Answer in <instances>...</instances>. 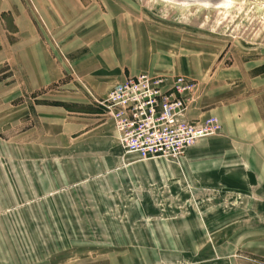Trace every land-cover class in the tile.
I'll return each mask as SVG.
<instances>
[{"label":"rangeland","instance_id":"374dc122","mask_svg":"<svg viewBox=\"0 0 264 264\" xmlns=\"http://www.w3.org/2000/svg\"><path fill=\"white\" fill-rule=\"evenodd\" d=\"M27 1L41 22L31 0ZM84 1L90 4L88 14L51 33L69 68L104 53L117 31L126 58L150 54L153 71L138 77L170 82L184 77L196 84L187 110L190 122L213 118L220 127L218 136L224 119L243 115L245 109L225 116L201 115V110L248 95L264 109V0ZM8 3L0 0V13ZM24 30L26 41L17 59L21 73L17 64L0 55V264H264V221L245 224L219 253L173 250V244L182 247L184 239L168 234V217L180 219L189 213H170L164 209V199L159 203L155 196L136 195L138 189L143 193L153 186L134 180L121 184L114 178L105 182L94 176L92 166L111 161L114 167L120 162L101 154V142L76 141L81 133L68 130L63 121L48 123L52 129L46 139L39 138L35 129L24 132L37 122L35 116L23 121L24 104L29 101L23 95V68L31 84L46 79V59L31 43L30 31ZM73 32V40L79 42L62 49ZM4 34L15 38L7 14L0 18V35ZM85 49L88 53L82 55ZM70 52L76 53L69 57ZM29 57L40 74L30 68ZM55 126L63 129L62 134ZM157 160L122 157L121 162ZM156 206L159 211L153 209ZM227 207L218 220L224 229L231 231L234 224L248 221L250 212L237 222L233 206ZM211 213L197 212L205 227L201 231L207 235L189 239L200 246L215 241L207 224Z\"/></svg>","mask_w":264,"mask_h":264},{"label":"crops","instance_id":"0c3cea01","mask_svg":"<svg viewBox=\"0 0 264 264\" xmlns=\"http://www.w3.org/2000/svg\"><path fill=\"white\" fill-rule=\"evenodd\" d=\"M7 1L9 3L0 13V18L4 14L11 17L15 38L11 39L6 34L0 35V55L8 63L17 64L19 70L21 67L17 59H20L21 49L26 41L24 29H28L31 33V43L39 46L41 55L46 59V79L31 84L25 68L22 71L23 95L29 97V101L24 104L23 121H30L31 117L35 116L37 122L35 128L26 127L24 132L31 133L35 129L40 133L39 138L46 139L52 129L48 123L63 121L68 130L81 133L76 141L87 138L101 142V154L109 160L115 156V160L120 162L114 167L111 161L108 165L101 163L92 166L91 170L96 174L94 176L103 177L105 182L114 178L121 184L134 180L137 184L153 186L148 192L145 190L140 193L138 189L136 195L155 196L159 203L164 199V209L170 213L181 210L189 213L180 219L168 217V234L183 235L184 239L182 247H176L177 244L174 243L173 250L219 253L225 244L233 242L245 224L264 221V109L255 97L238 96L229 102L201 110V115L218 112L223 116L240 108L246 112L225 118L220 135L200 141L179 161L158 159L154 163L146 164L121 162L122 157L125 160L139 157L127 154L122 146L120 147L118 135L107 116L106 108L98 106L95 99L101 104L117 84L153 71L150 54L143 53L137 60L133 56L126 58L120 43V34L114 31L111 44L105 48L108 53L104 51L94 57H86L69 68L62 59L58 41H55L51 33L58 26L75 25L81 16L89 13L90 4L84 0H31L39 13L40 22L27 0ZM96 23L97 21L94 25ZM74 35L73 32L67 38L68 41L63 42L62 49L79 42L73 40ZM111 47L113 50L109 52ZM76 49L79 50V47ZM74 53L76 52H70L68 56L72 57ZM82 53L87 55L88 52L85 49ZM31 59H27L28 64L37 74L38 69L32 66ZM33 101L38 102L33 104ZM58 130L62 134L63 129ZM225 205L233 206L237 222L242 216L247 217L250 212L248 221H241L237 226L232 223L234 225L231 226V231L224 229L225 226L219 224L218 220L224 218L223 214L228 209L224 208ZM153 209L159 211L160 206ZM202 211L213 212L207 218L208 229H211L212 235L215 236V241L208 244L209 247L200 246L196 240L189 239L190 236L207 235L205 231H201L205 227L200 224L197 214ZM172 227L174 232L171 231ZM225 235L228 239L226 242Z\"/></svg>","mask_w":264,"mask_h":264},{"label":"built area","instance_id":"2783aa9c","mask_svg":"<svg viewBox=\"0 0 264 264\" xmlns=\"http://www.w3.org/2000/svg\"><path fill=\"white\" fill-rule=\"evenodd\" d=\"M195 90L196 84L184 77L170 82L142 75L114 86L101 105L127 154L141 161H179L220 130L213 118L198 123L188 120Z\"/></svg>","mask_w":264,"mask_h":264}]
</instances>
